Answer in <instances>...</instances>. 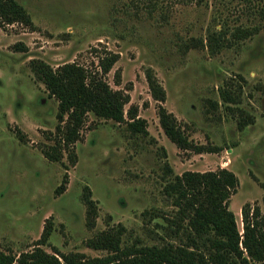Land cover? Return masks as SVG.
Segmentation results:
<instances>
[{
    "label": "rangeland",
    "instance_id": "rangeland-1",
    "mask_svg": "<svg viewBox=\"0 0 264 264\" xmlns=\"http://www.w3.org/2000/svg\"><path fill=\"white\" fill-rule=\"evenodd\" d=\"M15 1L35 30L0 28L1 252L18 258L39 246L50 254L57 249L106 257L108 250L87 242L121 228L122 248L186 243V223L176 233L171 221L178 209L166 193L168 183L186 171L225 168L238 177L230 210L241 232L245 204L264 214V0ZM242 30L254 34L244 37ZM19 43L27 51H16ZM106 52L118 55L107 82L130 95L126 119L134 106L149 135L90 114L75 144L77 162L70 164L66 153L62 162L47 160L41 148L54 143L49 137L58 125V102L30 61L93 70ZM148 69L189 139L221 152L180 150L166 137ZM66 174V190L57 195ZM85 188L97 202L93 228L87 226ZM48 226L47 244L37 245Z\"/></svg>",
    "mask_w": 264,
    "mask_h": 264
},
{
    "label": "trees",
    "instance_id": "trees-1",
    "mask_svg": "<svg viewBox=\"0 0 264 264\" xmlns=\"http://www.w3.org/2000/svg\"><path fill=\"white\" fill-rule=\"evenodd\" d=\"M260 12L264 18V5ZM14 24L35 30L23 6L15 0H0V28ZM239 34L249 37L254 32L242 30ZM213 40L214 35H210L209 42ZM14 47L19 52L27 51V47L21 43ZM117 61L118 55L111 52L99 57L98 65L93 70L76 63L54 69L43 60L30 61L36 79L58 102V125L54 137H49L54 143L41 148L47 160L62 162L66 153L70 164L77 162L75 144L81 139V131L90 114L107 121L125 122L134 135H149L147 121L139 117L138 109L134 106L128 109L126 119L124 107L130 103V95L122 90H114L106 80ZM146 79L150 93L157 102L160 126L172 143L180 150L196 154L222 151L218 147L194 144L176 117L165 108L166 92L152 69L146 71ZM167 168L172 174V170ZM67 183L66 174L56 189L57 195L65 192ZM239 185L238 177L225 168L204 173L186 171L168 183L166 193L178 209L175 220L171 221L177 226L176 233L186 223V243L179 246L167 243L162 247L122 248L120 236L124 230L121 228L114 234L108 231L87 242V247L108 250L106 257L91 258L78 252L64 254L57 249L50 254L38 246L18 258L0 251V264H264V214L259 207L252 208L250 204H245L241 210V232L236 216L230 210L231 197L237 193ZM84 201L87 205V226L93 228L98 207L88 188L84 190ZM50 233L48 226L37 245L47 244Z\"/></svg>",
    "mask_w": 264,
    "mask_h": 264
}]
</instances>
